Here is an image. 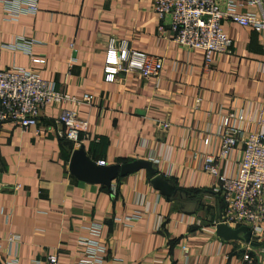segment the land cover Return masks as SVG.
I'll return each mask as SVG.
<instances>
[{"label":"crops","instance_id":"1","mask_svg":"<svg viewBox=\"0 0 264 264\" xmlns=\"http://www.w3.org/2000/svg\"><path fill=\"white\" fill-rule=\"evenodd\" d=\"M157 28L152 0H38L36 14L16 21H4L0 9V70L20 67L57 91L93 95L90 105L75 108L88 122L79 146L64 142L54 123L70 105L42 107L37 126L25 132L0 125V264L13 256L16 264H31L49 255L76 264L86 252L79 241H94L84 230L92 225L101 226L102 264H249L242 260L243 242L211 232L216 181L193 154L216 152L226 115L242 114L244 130L264 128V35L225 23L231 54L205 68L200 52L159 39ZM110 38L161 59L158 79L121 73L105 83ZM27 42L29 51L21 47ZM80 146L105 166L154 163L178 190L205 191L200 207L167 202L143 170L116 179L109 190L77 181L68 163ZM239 158L233 150L226 174H235ZM15 185L21 188L13 191ZM13 236L17 243H8ZM252 256L250 264H264V254Z\"/></svg>","mask_w":264,"mask_h":264},{"label":"built area","instance_id":"2","mask_svg":"<svg viewBox=\"0 0 264 264\" xmlns=\"http://www.w3.org/2000/svg\"><path fill=\"white\" fill-rule=\"evenodd\" d=\"M246 7H256L258 12L242 11ZM0 9L4 21H16L25 14H36L38 0H0ZM152 11L158 21L157 37L200 52L205 68H210L218 55L228 57L231 54L232 40L223 29L225 23L264 35V0H152ZM30 46L31 42H27L21 47L29 51ZM32 62L38 64L40 60L32 59ZM162 68L161 59L133 50L125 39L110 38L106 44L105 83H115L121 73L137 74L143 80L158 79ZM92 102L93 95L84 94L77 98L57 91L53 83L34 71L20 67L0 70V125H14L25 132L37 126L42 107L70 105L72 108H64L54 123L61 128L59 136L62 139L79 146L88 122L78 116L75 108ZM243 121L242 114L222 117L216 152L202 156L195 152L193 160L201 161V171L216 181L213 193L223 204L219 222L232 229L246 226L250 231V243L254 246L244 244L247 252L242 258L250 264L254 261L252 254H264V128L260 126L259 131H247L240 126ZM168 127L166 123L161 125L162 129ZM204 144L207 145L208 140ZM235 149L240 151V158L235 174L228 175L226 165ZM97 164L105 166L104 162ZM20 188L15 185L12 190ZM84 230L94 237V241H79L86 246V252L76 264H102L105 248L99 243L101 226L92 225ZM211 232L215 234V220ZM17 241L14 236L7 239L10 244ZM187 252L188 249L184 248V253ZM3 264H16L14 256L4 258ZM31 264L61 263L56 256L49 255L44 261L33 260Z\"/></svg>","mask_w":264,"mask_h":264},{"label":"water","instance_id":"3","mask_svg":"<svg viewBox=\"0 0 264 264\" xmlns=\"http://www.w3.org/2000/svg\"><path fill=\"white\" fill-rule=\"evenodd\" d=\"M144 171L147 180L154 191L159 192L167 202L176 198H181V192L167 178L162 176L155 168L154 164L146 160H135L121 165L99 166L93 162L85 153L84 147L80 146L75 149L68 163V172L71 177L79 182L99 185L107 190L110 189L111 183L118 178ZM220 214L215 219V235L223 241L250 243V231L246 226L232 229L227 225L220 223Z\"/></svg>","mask_w":264,"mask_h":264},{"label":"trees","instance_id":"4","mask_svg":"<svg viewBox=\"0 0 264 264\" xmlns=\"http://www.w3.org/2000/svg\"><path fill=\"white\" fill-rule=\"evenodd\" d=\"M64 140V139H62ZM64 142H66L67 144L72 145L70 142L64 140ZM181 192V198H176L174 200H171V202L173 201H178L181 203V205L187 204L188 202H195L197 203V205L200 204L199 200L201 198L202 195H204L205 191L201 190V191H196V190H179ZM199 207L196 209V211L199 209ZM223 210V204L219 198L218 195H215V206L213 208V220L215 219V217L217 216V214H221Z\"/></svg>","mask_w":264,"mask_h":264},{"label":"rangeland","instance_id":"5","mask_svg":"<svg viewBox=\"0 0 264 264\" xmlns=\"http://www.w3.org/2000/svg\"><path fill=\"white\" fill-rule=\"evenodd\" d=\"M214 206H215V201H214V199H213V208H214Z\"/></svg>","mask_w":264,"mask_h":264}]
</instances>
